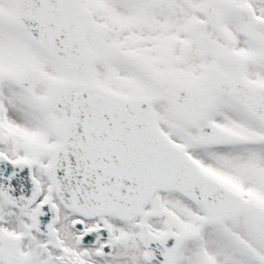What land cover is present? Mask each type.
Returning <instances> with one entry per match:
<instances>
[{
  "label": "snow or ice",
  "instance_id": "6c2138e0",
  "mask_svg": "<svg viewBox=\"0 0 264 264\" xmlns=\"http://www.w3.org/2000/svg\"><path fill=\"white\" fill-rule=\"evenodd\" d=\"M0 264H264V0H0Z\"/></svg>",
  "mask_w": 264,
  "mask_h": 264
}]
</instances>
